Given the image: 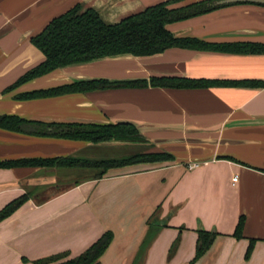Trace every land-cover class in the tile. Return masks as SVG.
<instances>
[{
	"label": "crops",
	"instance_id": "0c3cea01",
	"mask_svg": "<svg viewBox=\"0 0 264 264\" xmlns=\"http://www.w3.org/2000/svg\"><path fill=\"white\" fill-rule=\"evenodd\" d=\"M168 0H0V160L63 156L101 158L123 144L38 134L52 124L132 122L147 138L144 152H171L173 161L111 169L82 180L84 170L55 166L0 168V210L29 200L0 222V264H34L57 253L73 258L106 231L114 238L100 264H137L152 220L166 224L139 264H264V53L172 47L151 56L122 55L55 69L17 85L45 56L32 42L54 18L77 4L104 22ZM202 0H181L180 7ZM173 22L182 37L209 43H264V6L224 4ZM179 77L205 87L148 85L26 97L87 79ZM257 82L261 85L217 84ZM13 118L29 122L10 127ZM142 144V143H141ZM107 158V157H102ZM208 163L189 169L192 161ZM237 177V181L233 179ZM241 216L243 236L234 235ZM217 232L197 261L198 231ZM254 246L247 252L251 241Z\"/></svg>",
	"mask_w": 264,
	"mask_h": 264
},
{
	"label": "trees",
	"instance_id": "16d2710c",
	"mask_svg": "<svg viewBox=\"0 0 264 264\" xmlns=\"http://www.w3.org/2000/svg\"><path fill=\"white\" fill-rule=\"evenodd\" d=\"M181 0L163 1L147 7L143 11L131 14L115 24H107L100 13L94 8L82 9L80 4L69 9L64 14L54 18L45 29L32 38V42L44 53L45 59L36 67L24 74L17 85L35 77L47 74L55 69L88 63L106 57L122 55L151 56L164 52L172 47L192 48L200 50L221 51L230 53H264V43H209L198 38L182 37L171 32L167 25L173 22L186 20L211 11L222 6L220 0H202L199 2L171 7L173 3ZM264 6V4L255 3ZM217 84L246 85L257 82H216ZM159 87L197 88L214 84L203 79H189L179 77H152L135 80H108L87 79L71 84L51 88L48 90L25 94L26 97L58 95L71 92H87L98 89L120 87H145L148 85ZM10 127L17 130L24 129L26 122L13 118ZM39 127L43 125L35 123ZM38 134H50L57 137L80 139L99 144L113 139L145 143L147 138L139 129L129 123L116 124H52L51 131L38 129ZM175 156L168 151L137 152L121 157L84 158L77 156H63L48 159H21L0 160V168L16 166H55L60 168H75L85 171L84 178L77 180L75 185L88 179L103 178L111 169L140 163H155L173 161ZM28 194L22 195L9 202L0 210V222L11 216L25 202L29 200ZM245 217L241 216L234 235L243 236ZM166 224L152 220L148 233L138 254L137 264L144 260L147 251ZM217 232L201 229L198 231V240L195 258H201L213 244ZM114 238L112 231H106L84 252L76 257L69 258L68 251L57 253L33 261L34 264H100L101 258L111 245ZM254 240L251 241L247 257L251 254Z\"/></svg>",
	"mask_w": 264,
	"mask_h": 264
},
{
	"label": "rangeland",
	"instance_id": "374dc122",
	"mask_svg": "<svg viewBox=\"0 0 264 264\" xmlns=\"http://www.w3.org/2000/svg\"><path fill=\"white\" fill-rule=\"evenodd\" d=\"M146 150V146L140 143L130 144V145H119L112 146L108 148H103L100 151V155L97 157H121L124 155H129L137 152H143ZM84 178V177H83Z\"/></svg>",
	"mask_w": 264,
	"mask_h": 264
},
{
	"label": "water",
	"instance_id": "95a60500",
	"mask_svg": "<svg viewBox=\"0 0 264 264\" xmlns=\"http://www.w3.org/2000/svg\"><path fill=\"white\" fill-rule=\"evenodd\" d=\"M239 2H249V3H260V4H264V0H220V1H218V4L224 5V4L239 3ZM121 123L133 124L132 122H121ZM133 125H135V124H133ZM102 143H105V144H123V143L133 144L134 143V144H136V143H139V142H132V141H127V140L113 139V140L105 141V142H102Z\"/></svg>",
	"mask_w": 264,
	"mask_h": 264
},
{
	"label": "built area",
	"instance_id": "2783aa9c",
	"mask_svg": "<svg viewBox=\"0 0 264 264\" xmlns=\"http://www.w3.org/2000/svg\"><path fill=\"white\" fill-rule=\"evenodd\" d=\"M206 163H208V162H206V161H198V160H196V161H192V162H190V163H188V165H187V167L189 168V169H196V168H198L199 166H201V165H203V164H206ZM237 177H235L233 180L234 181H237Z\"/></svg>",
	"mask_w": 264,
	"mask_h": 264
}]
</instances>
